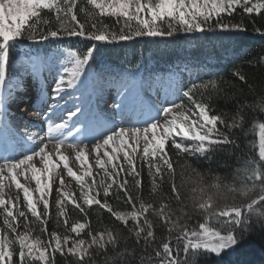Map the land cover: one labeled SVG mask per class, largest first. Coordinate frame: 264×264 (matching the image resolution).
<instances>
[{"label": "snow or ice", "instance_id": "snow-or-ice-1", "mask_svg": "<svg viewBox=\"0 0 264 264\" xmlns=\"http://www.w3.org/2000/svg\"><path fill=\"white\" fill-rule=\"evenodd\" d=\"M238 9L249 16L253 13L264 16V0H0V88L6 83L9 85L7 97H0V105L13 97V87H22L15 76L9 77L13 53L21 43L49 42L65 37L95 42L83 52L71 47L64 49L63 74L57 73L59 78L54 82L51 96L41 89L42 106H49V99L55 102L51 115L38 110V114L47 116L49 121L47 136L41 137L35 147L22 152L0 154V207L4 209L6 229L0 231V264H199L204 254L221 257L239 247L242 238L238 232H250L254 219L256 226L264 229V122L258 125V158L245 157L231 175L215 174L204 183L205 176L191 163L192 159L211 160L214 153L228 146L239 148L236 133L245 131L242 112L251 105H241L231 119L212 114L210 101L223 94L216 80L191 83L182 91L192 107L173 101L168 107L154 109L148 119L136 121L129 127L106 121L88 143H73L68 142L67 136H53L68 129L69 121L74 118L73 127L81 123L78 113L81 117L87 115V110L81 106L75 111L69 109L67 101L61 108L59 100L64 99L68 89L75 90L78 82L83 83L81 76L98 51L97 43L130 41L143 36L170 37L176 32L204 33L213 28L222 32L246 31L243 21L225 22V17L232 16ZM78 14L85 17V22H81ZM104 17L114 18L119 29L104 23ZM255 31L264 36L261 29ZM27 62L31 75L38 76L44 71L45 62L40 57H28ZM258 62H264V56ZM232 75L247 82L240 71ZM182 88V84L177 87L176 94ZM197 92L200 99L195 95ZM64 111L66 119L62 116ZM260 111L264 113V108ZM53 116H60L63 122L52 123ZM92 116L100 118L95 112ZM68 135H71L70 130ZM26 139L32 141L33 137ZM49 142H54L61 161L67 160L61 152L66 142L82 166L88 164L89 155L95 154L96 167L103 171L99 183L93 178L89 186L85 177L93 175L90 166L82 175H77L67 162L63 164L68 176L79 184L83 204L56 188L60 193V198L55 200L57 221L63 217L64 224H68L65 202L81 213L86 212L84 205H98L125 226L127 235L107 229L89 230L90 240L81 239L88 225L79 221L73 222L70 228L76 238L55 230L48 233L44 226L51 219L49 194L59 166L53 162L52 152L47 150ZM17 143L24 146L25 137H19ZM169 145L177 161L184 159L180 167L190 169L199 178L195 186L187 188L183 180L177 184ZM36 158L44 165L43 171L36 166ZM145 169L151 194L160 196L158 207L144 200L142 173ZM29 173L36 184L34 191L19 179H27ZM59 183L64 184L63 177L59 178ZM13 185L22 191L26 211L21 210L19 194L5 198V189ZM101 190L103 201L97 198ZM93 191L95 195L90 194ZM34 193L39 194L38 198H34ZM229 196L233 203H221ZM110 197L123 200L131 205V210H114L108 202ZM238 198L240 202L236 203ZM40 204L42 209L38 208ZM150 215L157 218L156 223ZM194 216L203 217V222L195 228L189 225ZM20 218H23V230L18 232ZM130 221L132 226L128 227ZM213 221L222 223L227 230L212 226ZM37 222L41 226L39 232L48 234L47 242L40 235H33V225Z\"/></svg>", "mask_w": 264, "mask_h": 264}, {"label": "trees", "instance_id": "trees-1", "mask_svg": "<svg viewBox=\"0 0 264 264\" xmlns=\"http://www.w3.org/2000/svg\"><path fill=\"white\" fill-rule=\"evenodd\" d=\"M78 15L81 22H85V17L82 14ZM103 21L113 26L115 30L119 29L114 18L104 17ZM241 21H243L246 31L222 32L213 28L204 33L176 32L170 37L143 36L135 37L130 41L110 44L97 43L98 51L95 52L90 64L86 66V72L81 76L83 83L78 82L79 86L75 90L68 89L66 93L76 91L75 94H80L83 90H87L85 84L88 79L93 84L103 88L107 86L114 92L137 91L136 83L140 82L144 88V94L160 100L165 103L166 107L173 101L184 103L186 107H192L187 98L183 97L182 91L191 83L199 84L216 80L223 89V94L210 101L212 114H222L226 119H231L241 105L245 103L251 105V107L243 108L242 112L245 116V131L243 134L239 131L236 133L239 148L228 146L224 150L214 153L211 160L207 158H200L198 161L192 159L191 163L205 176L204 183L209 182L210 177L215 174L229 176L245 157L258 158V125L264 122V113L260 111V108H264V62H258L259 58L264 56V36L255 31L256 28H259L264 32V16L255 13L249 16L244 14L242 9H238L232 16L225 17V22L240 23ZM53 26L58 27L55 24ZM92 43L95 42L82 41L78 37H65L62 40L37 43L25 41L18 45L13 53L9 77L15 76L16 82L21 84L22 77L19 72L24 66L29 67L27 58H36L37 55H40L45 65L54 67V77L58 79L57 73L63 74L61 62L65 59V56L62 55L64 49L71 47L83 52L86 46H90ZM234 71H240L245 75L247 82L234 77L232 75ZM181 84L183 88L176 94V89ZM13 88L19 89L20 87ZM195 95L197 99L201 98L199 92ZM185 143L191 144L192 142L185 141ZM170 154L173 155L176 167L177 184L179 185L183 180L187 182V188L195 186V182L199 179L196 174L190 169L180 167L184 163V159L180 158L177 161L174 150L170 149ZM181 172H183V177ZM142 175L144 200L154 203L158 207L160 196L151 194L150 180L146 169ZM165 187L167 188V185ZM90 194L95 195V192ZM73 198L83 204L80 192ZM97 198L104 200L102 190L101 195ZM108 202L113 205L114 210H131V205L125 204L123 200L116 201L110 197ZM225 202L233 203L231 196L227 201L221 203ZM235 202L239 203V198ZM65 204L68 224H64L63 217L57 221L54 205L49 209L51 219L44 226L48 229V233L55 230L61 235L68 234L76 238L70 228L73 222L79 221L88 225L81 233L79 237L81 239L90 240L87 235L89 230L96 232L107 229L122 235L128 234L121 222L116 221L110 213L100 209L98 205L91 207L84 205L86 212L81 213L73 205L67 202ZM28 217L29 220L33 219L30 213H28ZM149 218L154 223L157 222L156 217L150 215ZM22 222L23 218H20L21 227L18 228V232L23 230ZM200 222H203V217L194 216L189 221V225L195 228ZM131 226L132 222L130 221L128 227ZM212 226L227 230L225 225L215 221L212 222ZM40 227L38 222L33 225V235H40L41 239L47 242L48 234L40 233ZM238 236L242 238L239 247L221 257L204 254L200 257L199 264H264V229L256 226V220L254 219L250 232H238ZM57 259H61L59 254H57Z\"/></svg>", "mask_w": 264, "mask_h": 264}, {"label": "rangeland", "instance_id": "rangeland-1", "mask_svg": "<svg viewBox=\"0 0 264 264\" xmlns=\"http://www.w3.org/2000/svg\"><path fill=\"white\" fill-rule=\"evenodd\" d=\"M29 75V74H28ZM43 83L48 87L47 92L49 96H51V87L52 80L46 79ZM37 82L33 79L27 78L25 81L24 87L18 91H12L13 97L11 99H6L4 105H0V125H5L6 132L1 136L2 143L0 144V154H8L10 152H22L26 148L35 147L41 137L47 136V127L49 121L47 116H41L38 114V110H41L48 115H51V108L54 107V101L49 99V106H42L41 103V93L39 94V87L35 86ZM103 93H109V91L104 90ZM0 97L2 96V92H0ZM6 97V96H5ZM63 101L59 100V104L61 105ZM52 105V106H51ZM63 108V107H62ZM155 108L162 109V105H155ZM126 115L125 110L123 113H118L120 111L119 108L116 107V103L114 99H108V101L101 103L98 105V111L100 113L101 119L103 120L100 125H98V121L95 119L91 121H87L86 124L75 123L73 127V121H69V128L61 130V132L54 133V137L63 138L64 136L68 137V142H76L83 141L84 143H88L89 140L93 136L97 134L98 131L102 130L106 121H114L116 125H121L129 127L136 121H144L149 115L154 114V107L147 105L146 107H140V109L135 110L131 105L127 107ZM9 110L12 111L9 112ZM177 111H180L179 109ZM127 114L130 115L129 119L127 118ZM63 119L67 118V112L64 111L62 113ZM92 116V115H91ZM122 116V117H119ZM133 117V119H131ZM63 119L60 116H53L52 123H62ZM128 119V120H127ZM161 123H163V117L160 118ZM76 127V128H75ZM69 130L71 131V135H68ZM9 135L11 139L9 140ZM25 137L24 146H21L17 143L19 137ZM32 136V141H27L26 137ZM143 145L141 144V149ZM47 150L52 152V160L54 163H57L59 166L56 169V180L53 183V190L49 194V204L50 208L55 205V200L60 198V193L56 192V188H61L62 191L71 194L72 197H75L80 192V186L77 184L74 177H70L67 174V169L63 167L65 162L68 163L69 167L72 168L73 172L77 175H82L85 170L91 167L92 176L85 177L87 181V185H91L93 178L97 183L103 178V171L96 167L95 163V154H91L88 157V164L81 165L80 161L77 160L76 154L72 148L68 147V143L62 146L61 152L67 158L66 161H61L58 159L59 154L55 152L54 142L48 143ZM102 155V154H101ZM36 166L43 171L44 165L39 162V158H36ZM63 177L64 184L61 185L59 183V178ZM20 182L28 186L31 190H35L36 184L35 181L31 179V174H28L27 179L24 177H19ZM94 192V191H93ZM6 196L5 198H15L17 194H19L21 201V210L26 211V207L23 206V193L15 189L14 185L11 188L5 189ZM38 193H34V198H38ZM43 205H38V208L42 209ZM49 208V209H50ZM3 207H0V231H4L3 225Z\"/></svg>", "mask_w": 264, "mask_h": 264}]
</instances>
